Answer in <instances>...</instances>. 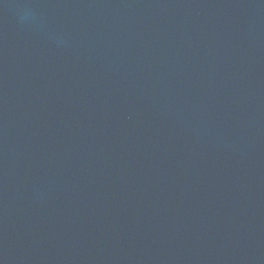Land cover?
I'll list each match as a JSON object with an SVG mask.
<instances>
[{
  "label": "water",
  "instance_id": "1",
  "mask_svg": "<svg viewBox=\"0 0 264 264\" xmlns=\"http://www.w3.org/2000/svg\"><path fill=\"white\" fill-rule=\"evenodd\" d=\"M0 264H264V0H0Z\"/></svg>",
  "mask_w": 264,
  "mask_h": 264
}]
</instances>
